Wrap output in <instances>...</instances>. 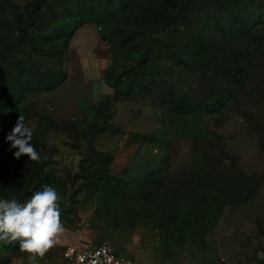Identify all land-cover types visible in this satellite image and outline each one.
I'll return each instance as SVG.
<instances>
[{"label":"rangeland","instance_id":"rangeland-1","mask_svg":"<svg viewBox=\"0 0 264 264\" xmlns=\"http://www.w3.org/2000/svg\"><path fill=\"white\" fill-rule=\"evenodd\" d=\"M85 21L125 67L87 116L60 119L50 100ZM0 97V199L52 186L63 228L143 261L264 264V0H0ZM20 115L38 161L9 151ZM225 209L234 254L214 234ZM16 250L0 242V264Z\"/></svg>","mask_w":264,"mask_h":264},{"label":"crops","instance_id":"crops-1","mask_svg":"<svg viewBox=\"0 0 264 264\" xmlns=\"http://www.w3.org/2000/svg\"><path fill=\"white\" fill-rule=\"evenodd\" d=\"M69 56L68 76L62 82L59 92L50 100L53 114L60 119H80L89 114L94 105L103 95L109 93L115 76L125 67V57L118 47L111 46L97 25L85 21L76 27L67 37ZM234 209H225L215 228L216 240L221 250L231 254L236 253L240 246L234 241H240V225L236 224ZM259 210L254 209L253 227L251 231L258 232ZM58 236V243L43 257H37L36 264H62L63 251L68 244L82 247L90 246L86 238V230L67 229ZM12 264L31 263L29 254L17 250L11 255Z\"/></svg>","mask_w":264,"mask_h":264},{"label":"clouds","instance_id":"clouds-1","mask_svg":"<svg viewBox=\"0 0 264 264\" xmlns=\"http://www.w3.org/2000/svg\"><path fill=\"white\" fill-rule=\"evenodd\" d=\"M32 137V128L20 115L7 135L11 145L9 151L18 149L14 152L17 160L22 155H27L32 161L40 159L31 143ZM59 199L56 189L48 185L23 203L14 196L0 199V242L13 246L18 242L19 250L29 254L31 264H36L37 257L43 258L58 243V236L63 232ZM90 264H96V261L92 260Z\"/></svg>","mask_w":264,"mask_h":264},{"label":"built area","instance_id":"built-area-1","mask_svg":"<svg viewBox=\"0 0 264 264\" xmlns=\"http://www.w3.org/2000/svg\"><path fill=\"white\" fill-rule=\"evenodd\" d=\"M62 256V264H90L92 260H95L96 264H109V258H111V264H160L119 254L108 244H100L92 248L68 244Z\"/></svg>","mask_w":264,"mask_h":264},{"label":"trees","instance_id":"trees-1","mask_svg":"<svg viewBox=\"0 0 264 264\" xmlns=\"http://www.w3.org/2000/svg\"><path fill=\"white\" fill-rule=\"evenodd\" d=\"M72 33V32H71ZM70 33V34H71ZM69 34V35H70ZM24 35V34H23ZM68 35V36H69ZM67 41V40H66ZM240 73H241V71H240ZM67 76H68V73H67V75L65 76V78L63 79V81L67 78ZM235 76H237V75H233V80H234V78H235ZM62 81V82H63ZM238 80L237 79H235V83H238L237 82ZM11 106L10 105H8V104H6L5 103V100H3V98L2 97H0V111H3V110H6V109H8V108H10ZM173 109L174 110H176L177 112H180V113H183V112H185V113H189L190 111H191V106L190 105H180L179 103H174V106H173ZM0 130H1V126H0ZM9 166H7V169L4 171V173H3V175H2V178H5L7 175H8V170H9ZM17 251V250H16Z\"/></svg>","mask_w":264,"mask_h":264}]
</instances>
